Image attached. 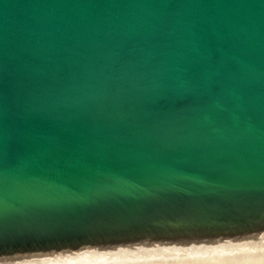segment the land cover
I'll list each match as a JSON object with an SVG mask.
<instances>
[{
  "label": "water",
  "instance_id": "1",
  "mask_svg": "<svg viewBox=\"0 0 264 264\" xmlns=\"http://www.w3.org/2000/svg\"><path fill=\"white\" fill-rule=\"evenodd\" d=\"M264 263V0H0V264Z\"/></svg>",
  "mask_w": 264,
  "mask_h": 264
},
{
  "label": "rangeland",
  "instance_id": "2",
  "mask_svg": "<svg viewBox=\"0 0 264 264\" xmlns=\"http://www.w3.org/2000/svg\"><path fill=\"white\" fill-rule=\"evenodd\" d=\"M260 264H264V263H260Z\"/></svg>",
  "mask_w": 264,
  "mask_h": 264
}]
</instances>
